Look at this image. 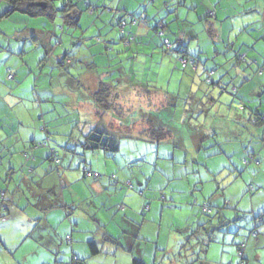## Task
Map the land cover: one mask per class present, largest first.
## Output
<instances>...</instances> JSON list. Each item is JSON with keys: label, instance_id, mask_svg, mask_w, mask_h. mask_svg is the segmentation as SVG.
Listing matches in <instances>:
<instances>
[{"label": "rangeland", "instance_id": "1", "mask_svg": "<svg viewBox=\"0 0 264 264\" xmlns=\"http://www.w3.org/2000/svg\"><path fill=\"white\" fill-rule=\"evenodd\" d=\"M63 1L52 0V5L60 10ZM92 6L97 7L93 13L79 9L73 26L63 23L58 11L53 19L18 11L0 17V87L10 91L9 97L0 93V108L9 113L16 97L18 119L10 116L24 126L21 135L48 143L33 149L36 162L23 157L25 145L15 151L0 143V190L6 194L0 264H39L42 250H48L44 243L54 241L51 225L38 219L50 203L33 175L39 167L63 171L62 192L77 202L67 209L75 237L59 241L65 253L49 257L48 264H73L76 255L70 248L87 252L79 257L86 258L85 264H132L134 257L145 264H264V126L238 119L245 117L242 112L264 114V0H100ZM7 7L0 3V15ZM119 12L120 26L115 23ZM160 31L170 40L165 50ZM130 34L136 40L127 39ZM67 51L70 63L58 66ZM94 57L97 67L89 65ZM212 69L211 79L218 84L204 80ZM124 73L131 81L124 78L127 82L118 85ZM98 77L113 78L117 103L124 109L122 119L109 112L104 122L129 126L119 129L118 151L109 156L80 145L94 117L90 93ZM153 87L157 98L143 94L142 89ZM2 117L0 110L5 134ZM147 117L170 136L158 142L135 136ZM253 145L258 149L254 156L248 151ZM50 148L60 160L57 169H50ZM8 166L14 173L5 178ZM85 169L93 176L84 175ZM15 189L18 199L15 192L12 204ZM203 204L209 209L202 210ZM129 207L138 219H146L147 241L142 232L134 239L124 225ZM95 220L119 240H103ZM196 223L207 232L202 260H194L198 245L188 237ZM92 240L102 252L86 257Z\"/></svg>", "mask_w": 264, "mask_h": 264}, {"label": "trees", "instance_id": "2", "mask_svg": "<svg viewBox=\"0 0 264 264\" xmlns=\"http://www.w3.org/2000/svg\"><path fill=\"white\" fill-rule=\"evenodd\" d=\"M81 1V2H80ZM100 1V0H98ZM4 2L5 4L8 5L7 10L4 11V13L2 15H0V17H6L8 16L10 13L14 12V11H18L21 12L23 14H27L29 16H46L50 19H53V17L56 15V12H60V16L63 20V23H66L68 25H77L78 22V16H79V12L80 10H85V11H89L90 13H93V11L97 8L92 6L93 2L91 3L90 0H64L63 1V6L61 7L60 10L55 9V7L52 5V0H0V3ZM42 2L45 3V7H40L37 5V3ZM95 3V2H94ZM81 6L78 9V5ZM97 4V3H95ZM94 4V5H95ZM76 9H78V14L75 12ZM76 14V15H75ZM119 16L116 19V24L117 25H121L123 21V15L121 14V12L117 13ZM122 15V16H121ZM135 23L138 22V19H134ZM145 20V19H144ZM126 24V23H125ZM124 24V25H125ZM124 25L122 28V31H120L121 34H123L124 31ZM207 26V25H206ZM63 28V26H62ZM206 28L209 27L207 26ZM157 31V29H156ZM125 35L120 36V40L125 39L124 38ZM158 36L160 38L164 39H168L167 37H164V33L162 31V34L158 33ZM97 38V40H99V35L95 36ZM159 38V39H160ZM127 39H132V41L136 40V37L133 34H130ZM115 40H118L115 39ZM162 40V49L165 50L164 47V42ZM168 41H170L168 39ZM128 42L130 43L131 40H128ZM105 51L108 49V46L105 45L104 47ZM182 53H186V51L182 50ZM94 55H99L101 56V53L98 54H94ZM91 55V56H94ZM90 57V56H89ZM184 58V57H182ZM58 66L60 67H65L66 64L70 63V59L68 57V51L67 52H63L62 54H60V58L57 61ZM182 64V63H181ZM89 65L95 66L97 67V60L94 57L92 59V62L89 63ZM182 66H184L182 64ZM107 67V65H106ZM96 71V70H95ZM212 73H204L205 74V78L204 80L209 83L210 85L212 84H218L213 82V80L211 79V77L213 76V69L211 70ZM67 75H69L68 71L65 72ZM126 73V72H125ZM125 73L123 74L124 77L120 78L117 82V84H121L123 82H127L125 80H123L124 78L126 80L131 81V79L128 77V74ZM9 78V75L7 76ZM121 77V76H120ZM249 80L246 78V81ZM117 84L113 82V78L112 80L109 81H104V79H100L99 77L97 78V88L95 90H93L90 93V98L93 101L94 104V117L91 120V124L90 129L85 132L82 136V141H81V147L82 150H86V151H98V150H102L106 156L109 155H113L116 151H118L119 148V136H118V132L119 129H124V130H129V126H124L123 124H120V126H113L111 125L110 122H108V124L106 123V121L104 122V118L107 117L108 113L111 112L112 114H114L115 117H123L122 113L124 112L123 108H120V106L117 103V100L119 98V94H117ZM79 86H77L76 88H78ZM153 90H149V89H142L143 94L146 95L149 92L148 95L152 94L154 95V97L157 98V93L154 90H158L156 88H151ZM246 113V112H245ZM110 115V114H109ZM247 121L248 124H253V125H257V126H264V115H258L257 111L255 112H247L246 116L244 117ZM150 117L147 118H142V121H140L141 123L145 124V127L143 129V131L141 132V134L135 135L137 136L139 139H146L148 142H158L160 140H163L164 138H166L167 136H170V132L169 130L164 127V126H156L154 125L150 120ZM72 121V120H71ZM74 121V120H73ZM77 124V123H76ZM49 125L53 126L52 124L49 123ZM109 125V126H108ZM136 124H132V126H135ZM47 129L45 127L41 128V131H46ZM131 136V135H129ZM46 138H49L50 141V135L46 132ZM43 146H48V143H37V141H33L31 144H29L28 146H26L27 149H24L22 151L23 153V157L25 158L26 161H35L36 159L34 157L33 153V149L37 148V147H43ZM28 150H30V153L28 152ZM35 150V149H34ZM57 152L55 150H53L52 148H50V152L47 155V159L52 161L54 163V168H50V169H57L58 165L60 163L59 158H57ZM252 156H254L252 154ZM251 159L254 161V158ZM243 161L245 164H247V159L243 158ZM30 170H32L30 168ZM90 173V175H87V173ZM83 174L86 176H93V173L91 171L88 170H84ZM115 182H112V184H114ZM127 186L133 188V185L131 182L127 181ZM247 189L248 190H252L253 187L251 184L247 185ZM147 206V205H146ZM5 192H3L2 190L0 191V218H4V215H1V212L3 209H5ZM202 210H208L209 209V205L208 204H203L202 205ZM204 212V211H202ZM143 214V210L141 212ZM142 217V216H141ZM196 227L194 229L191 230L190 235L188 237H192L194 240H196V244L198 245V250L195 254V259L194 260H202L205 258V255L201 257L202 252H206L207 248H204V239L202 238L203 234L207 233L205 231V227L202 224H198L196 223ZM99 228L101 229L100 232H102L103 235V240H109L110 242L116 243V238H112L109 235H107L104 232V227L103 226H99ZM68 238V237H67ZM207 238V237H206ZM69 239V238H68ZM189 241H186V244H189ZM209 242H211V239H209ZM98 242L97 241H88L87 242V246H88V252L89 255L87 257L90 256H95L100 254L102 251L100 250V248L98 247ZM208 246V245H206ZM239 250V249H238ZM240 254H242L241 251H239ZM206 254V253H205ZM85 259L86 258H82L79 259L76 256H73L72 258V262L73 264H85ZM193 260V261H194ZM242 260V259H241ZM132 264H145L141 258H132ZM154 264V263H152Z\"/></svg>", "mask_w": 264, "mask_h": 264}, {"label": "crops", "instance_id": "3", "mask_svg": "<svg viewBox=\"0 0 264 264\" xmlns=\"http://www.w3.org/2000/svg\"><path fill=\"white\" fill-rule=\"evenodd\" d=\"M90 1H91V3L93 2V4L99 2L98 0H90ZM205 23L207 25V22H205ZM2 87L4 88L3 90H1ZM5 88L6 87L4 84L1 85L0 93H3L6 95V97H9L10 91L8 90V92H5L4 91ZM19 102H20V100H18L16 97L13 96L11 101H10L11 105H10V112L9 113H4L2 111V109L0 108L1 113H3L2 130L5 133V134H2L0 132V143L3 142L4 147H9L11 150H15V151L19 150L22 146L25 145L24 148L22 149V151H23L24 149H27L26 146L31 144L33 141H36L35 135H31L30 133H25L24 136H22L21 133H22L23 129H21V128L24 126L21 125V122L19 120H18V122H15L14 119H12L10 116V114H12L13 118L18 119V118H16V112L14 110H15V106ZM242 113H243V116H246L245 112H242ZM257 113H258V115H264V114L260 113L259 111H257ZM242 118H244V117L239 116L238 117L239 121ZM24 130H26V132H29L30 128L26 127V128H24ZM253 147L255 148V145L252 146L251 150H248L249 153H251V154L256 153L258 150V149H254ZM222 151L224 152V150H222ZM259 154H260V151H259ZM39 168L40 169L37 171L38 173L33 174V175H34V178L36 179V183H37L39 189L46 192L45 194L48 198V201H50V203H48V205H49L47 208L48 210H46V211H48L47 214L45 215V213L43 212L42 214H40L38 219L43 220V222L46 221L45 224H47L48 227H49V225H51L52 231H49V232L52 234L55 233V237H53V240H54L53 242H51L49 245H47V240H46V242L44 243V247L47 248L48 250H44V249L42 250V254H43L42 255V261L39 263V264H48L49 262H47V261L49 260V257H54V259H58L60 257V255L65 253L64 248L61 247L62 244L59 245L58 242L63 241L66 237H68L69 240L72 241L73 237H75L74 233L76 231L73 230V227H72L73 223L71 221L67 220V216H68L67 209H72L71 206L77 205V202H75L76 201L75 199L72 200L71 197L66 196L62 192L64 181L66 180L65 177H63V171H60L62 173H60L59 171L57 173H50L48 171L49 167H47V169L42 168V167H39ZM6 170H7L6 172L4 171L5 172L4 173L5 178H8L9 175L14 173V170H12V168L10 166H8V168H6ZM12 178H13V175L9 177V179H12ZM99 188L100 189H98V190H101V185ZM15 192H17V199H18L19 190L15 189V191L12 193V195H13L12 200H11L12 204L15 201L14 200V193ZM178 192H180V191H178ZM79 193L82 195V193L80 191H79ZM5 196H6V194H5ZM172 202L173 201H170V203H172ZM57 204H58V206H57ZM165 204H166V202L162 205V208H165L164 207ZM60 210H61V212H60ZM128 210H129L128 212L125 210L123 212L124 216H123L122 221H123L124 225L127 228L131 229V233H132L134 239H138L140 233L142 232L143 238H145V241H147L148 239H146V238H149V234L143 230V225H144V222L146 221V219L145 218H143V219L139 218L138 219V216H134L136 214L132 211L131 207H129ZM130 214H132V216ZM263 218H264V216H262V219ZM160 222H161V220H160ZM149 223L151 224V226L153 225V233L157 232L155 221L153 222L152 220H150ZM53 224H55V225H53ZM94 224L98 227L103 226L97 220L94 221ZM76 225L77 224H75V226ZM159 229H160V227L158 228V230ZM106 231H105V227H104V232L107 235H109L110 237L114 236V238L119 240V238H118L119 235H113L110 233V231L109 232L107 231L108 233ZM122 231H125V227L122 228ZM81 232L85 233L86 231L82 230ZM100 234L102 235V232H100ZM47 239H48V237H47ZM100 241H101V238H100ZM5 243H7V242H5ZM5 249L7 251H9L10 248H8V246L6 245ZM70 250L72 251V254L76 255L78 258L81 257L82 255H86V253H87L84 249L81 251L76 250V252H78V254L73 252V250H75L74 248H70ZM54 251H56L55 256H53V254H52V252H54ZM38 252H39V249H37L35 251V253H38ZM44 253H47L48 256L47 257L44 256ZM88 255H89V252H88L87 256ZM90 257H93V256H90Z\"/></svg>", "mask_w": 264, "mask_h": 264}, {"label": "built area", "instance_id": "4", "mask_svg": "<svg viewBox=\"0 0 264 264\" xmlns=\"http://www.w3.org/2000/svg\"><path fill=\"white\" fill-rule=\"evenodd\" d=\"M143 20V19H142ZM141 20V21H142ZM135 22V20L133 21V23ZM159 34H162V31L159 32ZM164 44H168V41L165 39L164 41ZM181 63L185 66L186 65V59L182 58L181 59ZM87 175H90V173L88 172Z\"/></svg>", "mask_w": 264, "mask_h": 264}, {"label": "water", "instance_id": "5", "mask_svg": "<svg viewBox=\"0 0 264 264\" xmlns=\"http://www.w3.org/2000/svg\"><path fill=\"white\" fill-rule=\"evenodd\" d=\"M37 5L40 6V7H45L46 4L42 3V2H39V3H37Z\"/></svg>", "mask_w": 264, "mask_h": 264}]
</instances>
